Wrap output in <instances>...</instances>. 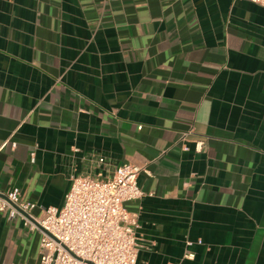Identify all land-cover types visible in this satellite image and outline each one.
<instances>
[{"label":"crops","instance_id":"1","mask_svg":"<svg viewBox=\"0 0 264 264\" xmlns=\"http://www.w3.org/2000/svg\"><path fill=\"white\" fill-rule=\"evenodd\" d=\"M122 164L146 171L136 264H264L263 7L0 0V193L35 225L71 176ZM39 243L0 214V264H39Z\"/></svg>","mask_w":264,"mask_h":264},{"label":"built area","instance_id":"2","mask_svg":"<svg viewBox=\"0 0 264 264\" xmlns=\"http://www.w3.org/2000/svg\"><path fill=\"white\" fill-rule=\"evenodd\" d=\"M251 3L264 8V0ZM95 163L105 161L98 158ZM142 173L144 168L122 164L106 179L71 176L62 206L42 209L45 217L35 225L30 218L37 205L22 200L19 189L13 188L0 193V214L20 217L30 232H39V264H136L138 218L126 204L145 196L137 183ZM183 259L193 260L194 255L186 252Z\"/></svg>","mask_w":264,"mask_h":264}]
</instances>
